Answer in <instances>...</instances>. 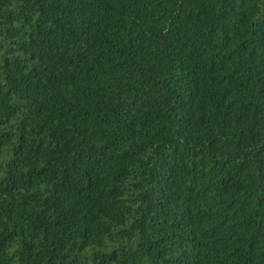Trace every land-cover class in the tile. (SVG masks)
<instances>
[{
  "label": "trees",
  "instance_id": "1",
  "mask_svg": "<svg viewBox=\"0 0 264 264\" xmlns=\"http://www.w3.org/2000/svg\"><path fill=\"white\" fill-rule=\"evenodd\" d=\"M0 264H264V0H0Z\"/></svg>",
  "mask_w": 264,
  "mask_h": 264
}]
</instances>
